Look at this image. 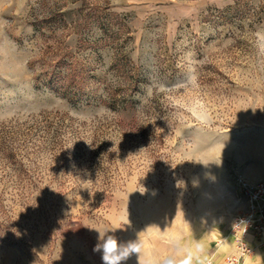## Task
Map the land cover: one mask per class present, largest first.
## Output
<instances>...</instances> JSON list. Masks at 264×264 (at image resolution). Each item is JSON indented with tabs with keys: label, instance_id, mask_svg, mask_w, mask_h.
I'll return each mask as SVG.
<instances>
[{
	"label": "rangeland",
	"instance_id": "374dc122",
	"mask_svg": "<svg viewBox=\"0 0 264 264\" xmlns=\"http://www.w3.org/2000/svg\"><path fill=\"white\" fill-rule=\"evenodd\" d=\"M60 13L93 19L70 96L35 81ZM240 176L264 180V0H0V264H102L98 231L143 241L123 264L209 260Z\"/></svg>",
	"mask_w": 264,
	"mask_h": 264
},
{
	"label": "trees",
	"instance_id": "16d2710c",
	"mask_svg": "<svg viewBox=\"0 0 264 264\" xmlns=\"http://www.w3.org/2000/svg\"><path fill=\"white\" fill-rule=\"evenodd\" d=\"M97 20V17H95ZM92 20L66 19L60 13L57 17L39 21V30H44L45 47L43 62L36 76V86L48 88L63 96L75 95L80 92L85 65L80 63L79 57L70 44L74 29H81L92 25ZM76 45H86L81 37H76ZM82 41V43H81ZM33 67V65H32Z\"/></svg>",
	"mask_w": 264,
	"mask_h": 264
},
{
	"label": "built area",
	"instance_id": "2783aa9c",
	"mask_svg": "<svg viewBox=\"0 0 264 264\" xmlns=\"http://www.w3.org/2000/svg\"><path fill=\"white\" fill-rule=\"evenodd\" d=\"M237 187L243 206L229 227L235 251L227 257V264H243L258 247L264 249V180L250 181L240 176Z\"/></svg>",
	"mask_w": 264,
	"mask_h": 264
},
{
	"label": "clouds",
	"instance_id": "9594fccd",
	"mask_svg": "<svg viewBox=\"0 0 264 264\" xmlns=\"http://www.w3.org/2000/svg\"><path fill=\"white\" fill-rule=\"evenodd\" d=\"M144 192H141V194ZM130 223L131 221L128 216L121 217L116 229H122L120 227L121 224L130 225ZM98 233V242L93 251L101 254L102 264H123V262L127 261L133 254L137 255L139 259V255L143 248V241L138 237L125 244L118 241L114 235H106L105 232L100 231H98ZM198 249L199 245H197V250ZM184 251H186L187 255L185 258L179 260L178 264H191L195 254L194 251L191 249H186ZM167 264H177V261L170 259L167 261Z\"/></svg>",
	"mask_w": 264,
	"mask_h": 264
},
{
	"label": "crops",
	"instance_id": "0c3cea01",
	"mask_svg": "<svg viewBox=\"0 0 264 264\" xmlns=\"http://www.w3.org/2000/svg\"><path fill=\"white\" fill-rule=\"evenodd\" d=\"M255 179V178H253ZM235 251V244L230 236L227 234V237L223 241V244L217 249L216 253L209 260L200 259L195 261L194 264H227L226 259L228 256L232 255ZM243 264H264V249L258 247L255 250V253L247 258Z\"/></svg>",
	"mask_w": 264,
	"mask_h": 264
}]
</instances>
